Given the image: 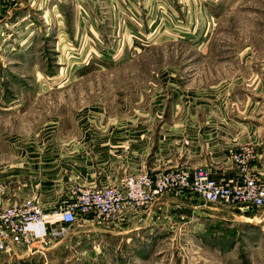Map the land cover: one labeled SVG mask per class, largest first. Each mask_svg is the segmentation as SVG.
<instances>
[{
	"label": "rangeland",
	"instance_id": "obj_1",
	"mask_svg": "<svg viewBox=\"0 0 264 264\" xmlns=\"http://www.w3.org/2000/svg\"><path fill=\"white\" fill-rule=\"evenodd\" d=\"M262 118L264 0L0 2V193L10 202L51 210L76 186L43 205L30 181L15 179L17 144L35 145L36 171L50 145L74 179L80 168L105 184L213 168L216 181L234 183L239 147L252 146L251 169L260 158ZM154 204L164 225L147 233ZM232 213L172 191L106 223L79 220L40 249L0 254V264H264L263 209L252 220Z\"/></svg>",
	"mask_w": 264,
	"mask_h": 264
},
{
	"label": "built area",
	"instance_id": "obj_2",
	"mask_svg": "<svg viewBox=\"0 0 264 264\" xmlns=\"http://www.w3.org/2000/svg\"><path fill=\"white\" fill-rule=\"evenodd\" d=\"M13 1L0 0L4 4ZM252 157L253 148L247 144L233 153L232 159L242 171L234 183L218 182L201 168H170L155 174L136 172L104 185H76L70 200L51 210H44L33 198L10 202L0 193V254L32 252L49 240L63 238L79 220L106 223L172 191L190 192L213 206H230L241 216L256 214L264 209V177L251 172Z\"/></svg>",
	"mask_w": 264,
	"mask_h": 264
},
{
	"label": "crops",
	"instance_id": "obj_3",
	"mask_svg": "<svg viewBox=\"0 0 264 264\" xmlns=\"http://www.w3.org/2000/svg\"><path fill=\"white\" fill-rule=\"evenodd\" d=\"M3 7H7L5 5H3ZM193 105V104H192ZM262 120L264 121V119L262 118ZM261 134H259V136L256 138V146H255V151L258 154V156L260 158H257L254 166L252 167V170L255 174H257L260 177H264V125L261 127ZM50 135H40V140L41 141H47L49 142L50 140L52 141V139H49ZM19 147V144H17ZM48 146V147H46ZM45 147L48 149L47 153L43 156V161L40 164H37L38 167H40L38 171H36V169L33 167L32 162L35 161V159L38 157V153L37 151L34 149L35 145L33 143H28V144H22V149H18V147H16V152H15V158L17 161V164L19 163L21 168L16 167L15 169V174H16V178L22 180V181H30V186H31V192L33 193V196L38 195V198L41 200V203L43 205H47V206H51L54 205L56 203H58L60 200H63L66 198L67 193L64 192V190L67 188V186L70 185H82V186H86V187H90V186H94V185H104L105 182L103 181H99L98 183L95 182L94 180H87V176H84V169H78L77 172H79L81 174V177L77 179L73 177V173L71 172L69 176L66 175V172H64L63 174H61L60 171H58L57 167L58 166H63L61 161L57 159L58 156H60V153L57 152V150H54V148H50V145H46ZM260 159V160H258ZM260 162V163H259ZM205 165V164H203ZM205 170V169H203ZM209 173L210 177H216L217 176L214 174V169L213 168H208L207 170H205ZM59 174V175H58ZM18 175L21 176V178L18 177ZM31 176V177H30ZM237 176V179L239 178V176L237 174H235V172L233 173V177L235 178ZM73 177V178H72ZM118 177H115L114 179H112L110 182H113L115 180H117ZM215 179V178H213ZM219 178H217L218 180ZM74 180V181H73ZM216 180V179H215ZM34 181H37L36 183H34ZM26 185V184H25ZM25 185L22 186V189H24V187H26ZM17 188V187H16ZM29 187H27L28 189ZM23 196H20L19 199H22ZM37 198V199H38ZM166 200V199H165ZM163 204L164 201H162V203H160L161 207L163 208ZM158 204H154V206H150L149 208H147V212L148 215L147 217H145V219L143 220L144 223H146V228H149L147 231V233H150V231L156 230L157 228H159L161 225H164L161 220H152L153 216H152V212H156V211H160V207H158ZM152 210V211H151ZM264 212V209H263ZM233 214V213H232ZM235 214V213H234ZM233 214V215H234ZM236 215V214H235ZM262 216L260 214H250L247 218H249V220L252 219H256V216ZM236 216H240L241 218H245L246 216H241V215H236ZM236 219V218H235Z\"/></svg>",
	"mask_w": 264,
	"mask_h": 264
}]
</instances>
